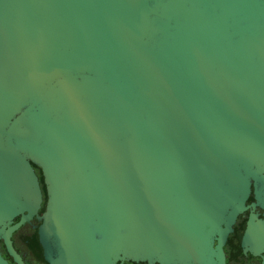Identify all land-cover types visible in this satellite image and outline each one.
I'll return each mask as SVG.
<instances>
[{
	"label": "water",
	"instance_id": "95a60500",
	"mask_svg": "<svg viewBox=\"0 0 264 264\" xmlns=\"http://www.w3.org/2000/svg\"><path fill=\"white\" fill-rule=\"evenodd\" d=\"M30 163L51 264H224L264 181V0H0V236L16 264L10 234L40 205Z\"/></svg>",
	"mask_w": 264,
	"mask_h": 264
},
{
	"label": "flooded vegetation",
	"instance_id": "af4514ba",
	"mask_svg": "<svg viewBox=\"0 0 264 264\" xmlns=\"http://www.w3.org/2000/svg\"><path fill=\"white\" fill-rule=\"evenodd\" d=\"M30 166L37 179L40 205L36 215H33L28 222L23 223L10 234V244L23 264H51L45 258L38 235L47 198L46 186L40 169L32 163ZM19 217L20 215L15 216L9 225L17 222ZM262 223L264 224V181L259 179L255 184L250 181L244 209L236 216L231 231L227 235L223 245L224 264H264ZM252 227L255 228V237L252 236ZM0 256L6 264H16L8 255L1 236Z\"/></svg>",
	"mask_w": 264,
	"mask_h": 264
},
{
	"label": "trees",
	"instance_id": "16d2710c",
	"mask_svg": "<svg viewBox=\"0 0 264 264\" xmlns=\"http://www.w3.org/2000/svg\"><path fill=\"white\" fill-rule=\"evenodd\" d=\"M122 264H144V263H133V262H124Z\"/></svg>",
	"mask_w": 264,
	"mask_h": 264
}]
</instances>
